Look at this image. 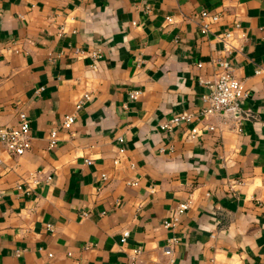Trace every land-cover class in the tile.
Segmentation results:
<instances>
[{
	"label": "crops",
	"instance_id": "obj_1",
	"mask_svg": "<svg viewBox=\"0 0 264 264\" xmlns=\"http://www.w3.org/2000/svg\"><path fill=\"white\" fill-rule=\"evenodd\" d=\"M202 8L224 10L205 35ZM219 58L246 89L237 122L200 112ZM261 64L264 0H0V125L22 108L30 135L19 155L0 143V264H127L134 246L136 264H264Z\"/></svg>",
	"mask_w": 264,
	"mask_h": 264
},
{
	"label": "built area",
	"instance_id": "obj_2",
	"mask_svg": "<svg viewBox=\"0 0 264 264\" xmlns=\"http://www.w3.org/2000/svg\"><path fill=\"white\" fill-rule=\"evenodd\" d=\"M224 10L209 11L204 8L194 12L193 18L197 22L198 31L200 34L205 35L210 31V25L216 23L220 20L221 16L224 14ZM166 20L170 21L171 18L166 16ZM233 27L237 28L239 23L233 21ZM233 31L230 29L223 30L219 33H216L215 36L221 41V49L223 51H228L234 46L230 43V40L233 38ZM80 52V51H79ZM200 63L197 62V65ZM254 72L260 73L264 72V64L258 65ZM204 83L207 86V91L201 95L203 102L200 112L202 115L210 114L216 112L222 122L235 121L243 116L239 114V99L244 98L246 94V89L244 88L240 79L234 76L232 73V66L229 63L227 58H219L215 62V67L212 72V77L210 80H205ZM137 90H129L128 96L134 98L136 96ZM88 98V94H82L81 98L75 103V107H79L81 102ZM16 123L14 125H0V143L3 145L4 150L8 154L19 155L23 153L30 147V135L28 133L29 129V119L22 108L16 109ZM193 117V114L187 110H181L166 120L160 122L158 127L160 129L167 130L174 125L185 124L190 121ZM75 119L73 112L65 113L62 116L60 121V127L64 129H69L71 124ZM207 129L214 130V126L206 125ZM198 133V128L196 126H191L188 128L185 136L194 137ZM118 140H121V137L118 136ZM56 142V129H51L48 132V145L52 146ZM121 150V148L119 149ZM87 162L88 159H85ZM101 177L104 178V174H101ZM46 179H49V175L45 176ZM34 180V178L32 179ZM20 187L19 185L17 186ZM189 200H184L178 202L173 212L169 218H166L162 221L163 227H173L181 213L188 207ZM49 226V225H48ZM128 235V230L123 229L120 233L119 240L120 242L124 241ZM176 242L175 236H170L166 238L165 243L161 246L163 254L169 256L173 248L174 243ZM142 249L140 246H134L131 251L127 254V264H136V258L140 255ZM50 255V254H49ZM168 264L171 261V258L167 260Z\"/></svg>",
	"mask_w": 264,
	"mask_h": 264
}]
</instances>
